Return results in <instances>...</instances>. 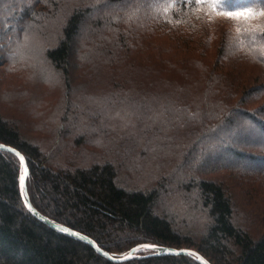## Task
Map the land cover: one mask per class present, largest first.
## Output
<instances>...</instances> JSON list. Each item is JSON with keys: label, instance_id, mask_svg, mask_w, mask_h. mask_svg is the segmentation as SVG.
I'll return each mask as SVG.
<instances>
[{"label": "trees", "instance_id": "obj_1", "mask_svg": "<svg viewBox=\"0 0 264 264\" xmlns=\"http://www.w3.org/2000/svg\"><path fill=\"white\" fill-rule=\"evenodd\" d=\"M32 1L0 2L1 68H5L17 53L11 44L18 20L16 15L22 8L30 7ZM35 1L42 5L40 14L35 13V20L54 14L58 18L52 28L45 29L38 23L40 28L35 30L39 35L57 38L56 44L43 50L65 82L66 113L60 119L61 125L51 147L45 150L34 139L24 137L16 123L0 110V143L18 149L26 157L29 167L27 187L35 208L55 222L91 237L102 249L117 256L128 253L138 244L151 243L197 251L212 264H264V232H254L251 218L242 222L237 217L230 185L225 183L223 176L219 179L211 170L203 177L194 170L200 156L212 152L218 140L235 158L225 161V168L207 153L206 162L210 168L237 171L243 158L264 162V143L257 138L249 141L246 136L261 135L264 138V108L251 105L264 88L262 85L249 87L252 80L241 77L236 64L240 57H248L264 67V27L239 23L238 35L232 37L228 32L221 37L218 52L214 47L215 62L212 64L207 59L211 57L209 48L197 49L201 41L195 40L192 30L199 20L191 19L194 16L192 10L200 7L213 14L246 9L259 13L264 11V0H229L228 4H221L219 0ZM50 8L56 11L51 14ZM88 17L90 34L84 40L80 38L78 43L79 32ZM62 19L64 25L59 29L55 23ZM158 31L173 39L176 48L162 46V56L152 59L151 46L140 48L138 40L142 38L138 37ZM137 49L140 54L149 53L148 57L152 59L143 63L144 68H157L164 75L183 72L185 76V68L192 61H200L201 72L195 80L198 91L202 90L198 98L188 99L177 91V84L150 81L146 85L148 89L142 84H133L122 64L128 66L127 71H133L137 61H124ZM175 49L180 52H174ZM165 53H171V56H165ZM103 66L109 67L105 74L112 77L109 81L111 89L103 91V96L97 94L87 106L81 105L75 98L76 77H81L84 82V74L91 71L99 76ZM84 85L86 83L76 86ZM168 90L171 93L164 95L163 92ZM124 102L138 108V115L145 111L149 115L147 112L152 105L160 107L162 104L165 119L174 121L182 132L180 141L187 146L188 142L195 141L191 144L194 146L190 154L178 163L182 165L176 167L177 181L164 176L151 186H129L121 181L120 170L122 159L131 146L114 141L109 144L103 138H98V144L107 147V154L83 146L86 139L89 142L93 139L89 132L96 124L107 130L102 137L111 133L107 120L113 116L115 107ZM68 121H80L82 124H77L74 132H83V137H77V142L70 146L61 144L75 135L65 130ZM127 124H131L128 119ZM239 125L248 129L239 132ZM246 149L250 151L247 155ZM243 170V173L238 170L239 177L264 176V167ZM21 173L19 158L0 149V264H202L191 254L156 255L144 247L137 250V257L125 261H113L101 255L88 243L53 229L26 208L20 192ZM261 176L254 180L262 182ZM181 183H185L182 187L200 203L198 210L202 211L203 226L196 233L176 228L169 216L156 210L162 195Z\"/></svg>", "mask_w": 264, "mask_h": 264}, {"label": "rangeland", "instance_id": "obj_2", "mask_svg": "<svg viewBox=\"0 0 264 264\" xmlns=\"http://www.w3.org/2000/svg\"><path fill=\"white\" fill-rule=\"evenodd\" d=\"M1 1L2 0H0V2ZM63 1L65 2V0ZM147 1L150 2V0ZM133 3L136 2L134 1ZM29 5L31 6L22 8L21 13L16 15L18 20L15 23L16 28L13 30L11 44H13L14 51L17 53L13 55L14 58H12L10 63L8 61L5 68H1L0 66V73H2L0 76V110L6 117L16 123L15 125H17L24 137L34 139L36 142L42 144L45 150H49L56 137L57 130L61 125L60 119L63 118L66 113L64 108L67 105V91L63 77L49 63L44 52L45 48L56 44L57 38L53 37L51 39L46 34L39 35L35 29L38 27L40 28L38 23L43 24V28L50 29L58 18H56L54 14L53 17L49 15V17L43 20L42 17L35 20V13L37 16L40 14L41 2L37 3L34 0L30 2ZM60 5L63 4L60 3ZM50 9L51 14L56 11L54 8ZM206 9L207 8L203 9V7H200V9L192 10L194 16L191 19L199 20L197 27L192 31H194L193 36L195 40L201 41L198 43L197 49L200 50L203 47L209 48L208 53H211V57L207 59L212 62V64L215 62L214 47L217 48L218 52L220 49L218 48V43L222 39L221 37L227 35L228 32H231L232 37L236 34L238 35L239 31L237 25L239 23L264 27V15H260L259 13L261 12H251L252 15L248 17L241 16L239 18H229L227 14H213ZM244 11L245 10L240 12ZM89 16L91 17L92 15ZM88 19L89 17L86 19L79 32L78 43L88 38L90 34V22ZM62 25H64V19L55 23V26L59 27V29ZM13 27L12 25V28ZM192 31H189V33L192 34ZM144 35L148 38L146 39ZM80 38L81 40H79ZM138 38H142L138 40L140 48L145 49L151 46L149 53L152 59H157L162 56L160 52L162 46L169 47L172 45L176 48L173 39L166 35H162V31L143 34L142 37L140 35ZM3 45H5V43H3ZM139 52V49L133 51L131 56L124 61L126 63L130 62V60L137 61L136 68L133 71H127L128 66L122 64L125 69L124 73H126V76L129 77L133 84H142L143 87H146L150 81H158L160 83L163 81V83L169 85L177 84V91L182 95L188 96V99H196L195 97L201 94L202 90L199 92L197 84L195 85V80H197L201 72L200 61L195 63L192 61V63L185 68V76H183V72H174L173 74L164 75L161 74V71H158L156 67V69L152 70L144 68L143 63L147 61L148 58L149 60L152 59L148 57L149 53L144 54V51L143 54H140ZM174 52L179 53L180 49H175ZM171 53H165L164 55L171 56ZM233 58L239 57L234 56ZM240 58L239 61H236V64L238 65L239 72H241V77H245L247 81H250V79L252 80L249 87H260V85H262L264 88L263 65L252 58V60L248 59V57ZM106 67L107 66H103L101 68L100 73H98L100 74L99 76L92 74V71L84 74L85 79L82 78L86 80L84 82H81V77H76L75 98L81 105L87 106V102L91 103L92 99L95 98L97 94L98 96H103V91H109L111 89L109 88V81L112 77H107L105 74L106 70L109 69V67ZM104 80H106V84ZM191 81L194 82L191 83ZM85 83L86 85L82 87L79 86L80 88L76 86ZM180 84L185 87L182 89ZM146 88L148 89V87ZM142 90L144 89L142 88ZM255 90L257 89L255 88ZM139 91L141 92V90ZM169 93H171V90L163 92L164 95ZM251 105L254 108H258L259 106L264 108V89L261 96L253 100ZM137 109L138 108L134 109L127 105L126 102L118 104L115 107L113 116L110 117L111 121L106 119L110 122L109 127L112 128L111 133L109 132L105 137H102V133H106L107 130L96 124L94 125L95 128L89 132V136H92L93 139L90 140V142L87 139L85 141L84 139H80V141H84V147L98 152H102L103 150L106 154L107 147L102 148L100 144H98V138H103L105 142L107 141L109 144L114 141V143H126V145L131 146L130 152L122 159V168L120 170L121 181L129 186H143L147 184V186H151L154 185L156 179L158 180V178L164 176H171L170 179L177 181L176 173L178 171H176V167L182 165L178 163H182V159L190 154L191 147L194 146H191V144L195 141L188 142V146L185 142L180 141L182 132L177 129L174 121L171 122L170 119H165L166 115L163 112L162 104L160 107L158 104L152 105L147 112L149 115L145 114L146 111L138 115ZM127 119L131 121V124L126 125ZM71 123L69 121L65 123V130H69V133L73 134L74 130L78 128L77 124L80 126L82 123L80 121H73ZM151 123L154 124L151 125ZM238 127H240L239 132L248 129L247 126L241 127L239 125ZM128 130L130 131L129 133ZM126 133L129 135H126ZM74 134L73 138L71 137L61 144L70 146L71 143H76L78 138L83 137V132L81 131L74 132ZM246 136L249 141L257 138L259 142L264 143V138L261 135ZM236 141H238V139ZM233 143L237 144L238 142ZM108 147L111 148L110 145ZM249 152L250 151L246 149L244 153L247 155ZM207 153L208 156L214 157L223 167L226 165L225 161H232L235 158L226 151L224 143L218 140L212 152L207 151L206 155L200 156L201 160L194 169L196 173L199 172L200 177H203L208 176V172L212 171L219 179L223 176L225 183L230 185L231 193L236 204L235 211L237 217L242 222H248V218H251L254 221V232H264V179L262 182H256L254 178L261 175L257 176L250 174L245 176L240 175V177L238 175L243 173V169L263 168L264 162H251L247 158H243L240 164L241 167H238L241 173H239L238 170L225 171L227 170L225 169L226 167L223 169L219 167L215 169L210 168L206 162ZM252 163H254L253 167L251 166ZM261 177L264 178V176ZM182 186H185V183L179 184L176 188H169L170 193L167 192V188V193L163 194L158 200L156 210L165 216H169L175 223L176 228L196 233L201 229V226H203V219H201L203 216L201 215L202 211L200 212L198 210L200 203L196 202L194 200V195L187 192ZM124 254L125 253H122V255Z\"/></svg>", "mask_w": 264, "mask_h": 264}, {"label": "water", "instance_id": "obj_3", "mask_svg": "<svg viewBox=\"0 0 264 264\" xmlns=\"http://www.w3.org/2000/svg\"><path fill=\"white\" fill-rule=\"evenodd\" d=\"M0 149L1 150H6L9 151L11 153H13L14 155H16L21 163L22 166V173L21 176H24V185L21 186L20 184V192H21V196L23 199V202L26 206V208L35 216L37 217L39 220L43 221L44 223L48 224L49 226H51L53 229L62 232L64 234H67L75 239L81 240L85 243H88L89 245H91L92 247H94V249L100 253L101 255L113 260V261H125L128 260L130 258H134L137 257L138 255L137 250L139 248H143L142 246L144 245H149L151 247H148V249H150L154 254L156 255H165V254H191L193 256H195L202 264H212L206 257H204L201 253L191 250V249H185V248H174V247H168V246H164V245H158V244H151V243H143V244H138L136 246H134L128 253L124 254V255H114L111 254L107 251H105L104 249H102L94 239H92L91 237L85 235L84 233H81L79 231H76L74 229H71L67 226L61 225L57 222H55L54 220L50 219L49 217L45 216L44 214H42L40 211H38L35 206L33 205L30 196H29V192H28V187H27V180H28V175H29V167H28V163L26 160V157L24 156V154L22 152H20L18 149L10 146V145H6L4 143H0ZM17 153L19 155H17ZM20 157H23V161H21ZM66 228L69 231L68 232H64L61 231V229ZM135 250V251H133ZM129 253H132L131 256H129ZM127 257V258H126Z\"/></svg>", "mask_w": 264, "mask_h": 264}, {"label": "snow or ice", "instance_id": "obj_4", "mask_svg": "<svg viewBox=\"0 0 264 264\" xmlns=\"http://www.w3.org/2000/svg\"><path fill=\"white\" fill-rule=\"evenodd\" d=\"M219 2H220L221 4H228V3H229V0H219ZM259 14H260V15H264V12H261V13H259ZM227 15H228L229 18H239V17H241V16H244V17L251 16L252 13H251L250 10L246 9L244 12H234V11H229V12L227 13ZM238 31H239V29H238ZM0 147H2V146H0ZM17 155H19V154L17 153ZM20 159H21V161H23V157H20ZM20 183H21V186L24 185V176H21V177H20ZM61 231L68 232L69 230L66 229V228H63V229H61ZM142 247H144V248H148V247H151V246H149V245H144V246H142ZM133 251H135V250H133ZM131 255H132V253H129V256H131ZM126 258H127V257H126ZM205 264H206V262H205Z\"/></svg>", "mask_w": 264, "mask_h": 264}]
</instances>
